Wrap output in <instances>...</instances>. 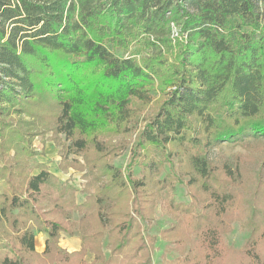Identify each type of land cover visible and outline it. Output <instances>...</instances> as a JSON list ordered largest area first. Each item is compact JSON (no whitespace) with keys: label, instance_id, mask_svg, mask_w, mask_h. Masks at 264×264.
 <instances>
[{"label":"trees","instance_id":"obj_1","mask_svg":"<svg viewBox=\"0 0 264 264\" xmlns=\"http://www.w3.org/2000/svg\"><path fill=\"white\" fill-rule=\"evenodd\" d=\"M48 133L84 158L83 203L34 160ZM249 138H264V0H0V264H153L145 227L176 184L191 202L168 207L161 264H264V155L248 180L210 160Z\"/></svg>","mask_w":264,"mask_h":264},{"label":"rangeland","instance_id":"obj_2","mask_svg":"<svg viewBox=\"0 0 264 264\" xmlns=\"http://www.w3.org/2000/svg\"><path fill=\"white\" fill-rule=\"evenodd\" d=\"M59 139L61 141L55 140L51 133L36 137L33 141V147L38 155L34 160L43 164L49 170V172L54 174L59 180L72 184L77 190V203H83L87 196L85 185H87L90 181L92 182V175L89 174L87 164L85 163L83 157H75L74 155L69 154H67L68 156L61 155L64 152V147L62 148L64 145L63 136H59ZM129 155L130 151L128 149L121 156H118L114 159L113 165L124 170L127 166ZM263 155L264 138L260 140L249 138L242 145L222 143L217 148L211 150L210 160L217 165L227 164L233 169H236L237 167L242 168V178L244 180H248L254 174V172L259 169ZM167 172L168 169L159 175L158 178L163 179ZM37 173L38 171L35 170L34 174ZM133 175L137 178L141 177V168L139 166L135 167ZM5 187L6 184L0 181V192H2ZM91 187L92 188L90 192H93L94 186ZM190 202L191 198L188 195V191L182 184H176L174 188L166 191L163 194V197L159 201L156 208L155 222L150 227H145L146 234L158 237L157 250L153 254V264L162 263V255L168 246L167 243L161 240L159 233L176 223L174 218L171 216L168 207L178 203L189 205ZM71 218L76 220L78 218L77 214H73ZM67 237L68 236L63 235L62 239L60 240V246L62 248H64V241L62 240L63 238L67 239ZM75 237H78V232H76ZM247 238V229L240 222L234 223L232 226V232L225 236L226 242L238 250L243 247ZM107 243L108 241L105 239L104 247L106 255L109 254V251L106 249ZM92 258L93 255L89 254L86 259L88 262H91L89 260ZM169 259H171V257H169Z\"/></svg>","mask_w":264,"mask_h":264},{"label":"crops","instance_id":"obj_3","mask_svg":"<svg viewBox=\"0 0 264 264\" xmlns=\"http://www.w3.org/2000/svg\"><path fill=\"white\" fill-rule=\"evenodd\" d=\"M46 238L47 235L44 233H38L35 232V241H36V250L38 252H43L45 249V242H46ZM64 248L68 249V251L73 252V251H77L80 249L81 247V241L78 239V237H72V238H68L64 239ZM92 259H90L89 261H92Z\"/></svg>","mask_w":264,"mask_h":264}]
</instances>
